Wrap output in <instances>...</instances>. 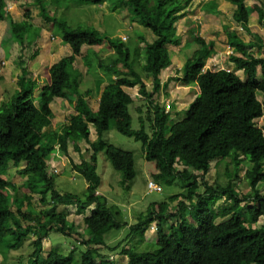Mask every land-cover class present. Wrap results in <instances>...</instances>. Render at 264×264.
Instances as JSON below:
<instances>
[{"label": "trees", "instance_id": "1", "mask_svg": "<svg viewBox=\"0 0 264 264\" xmlns=\"http://www.w3.org/2000/svg\"><path fill=\"white\" fill-rule=\"evenodd\" d=\"M20 1L39 7L52 39L58 37L69 49V54L48 68V81L43 87L28 74V66L21 58L22 74L14 96L0 106V247L4 249L0 250V255L4 264H9L11 252L32 236H35L34 241H28L31 252L19 258V264H113L103 248L119 250L118 254L128 258L126 264H264V222L256 226L264 219V193L258 189L260 184L264 185V57L254 56L252 41L245 42L230 28L225 30L233 51L228 61L243 72L244 80L234 70L206 69L207 61L216 53L215 43L206 41L197 26L192 27L186 47L194 42L198 48L184 63L181 79L176 77L175 80H182L188 87H198L199 92L185 110V117L174 121L171 111L156 97L168 89L173 79L163 83L161 74L172 65L169 46L178 47L182 43L178 23L187 14L191 0H116L114 4H122L154 36L152 42L145 40L143 46L137 44L135 59L124 41L111 39L95 26L73 27L57 11L50 14L49 6H54L50 0H32L33 4L31 0H0V22L9 21L12 38L22 50L37 46L41 28L29 19L14 22L9 18L8 3ZM78 1L101 5L108 0ZM227 1L235 7L233 21L251 32L248 0ZM254 2L251 7L264 27V0ZM31 13L29 10L25 15L32 18ZM83 47L88 49L81 56ZM97 47L99 52L105 49L103 54L111 50L108 56L115 58L109 65L99 60L96 66L94 76L104 78L96 81L99 99L93 108L90 105L93 95L88 89H81L83 73L74 63L82 57L83 68L91 66L88 55ZM34 56L32 54L30 59ZM146 79L152 81L150 92ZM136 86L145 99L146 108L145 112L143 107L137 110L139 129L132 128L130 107L136 102L127 91ZM56 99L67 100L75 114L57 130H51L54 113L50 105ZM91 127L97 135L93 142L90 141ZM112 127L141 142L146 162L154 167L151 182L156 185L187 182L184 185L188 186L186 200L190 207L183 201L173 215L170 204L180 197L174 195L167 202L149 204L137 223L129 226L132 235L136 233L145 240V232L156 223L154 241L157 248L154 251L139 252L127 246L118 249L120 246H107L103 239L107 232L121 230L128 224L122 220L120 209L116 205L108 206L105 196L99 193L102 179L97 172V154L105 152L113 170L122 175L121 184L126 190H130L136 176L133 155L102 139ZM83 140L90 144L91 155L88 160L82 158L80 163H73L72 169L86 181V195L61 193L54 183L53 176L57 173L50 170L48 161L55 147L67 154L70 143L76 147ZM226 159L235 164L238 173L240 166H245L242 180L246 181L249 192L242 193L239 184L231 183L228 178L226 187L218 186L216 181L214 186L202 182L205 192L199 194L200 182L194 173H201L204 179L212 160L218 166L226 164ZM11 166L19 176L27 177L21 189L6 178ZM238 173L236 179L240 181ZM31 195H38L45 207L64 205L76 208L79 213L92 208L91 214L83 218L87 240L74 237L76 244L86 248L80 262L74 257L76 245L67 255L51 250L44 256L43 238L52 231L71 237L75 225L67 220L66 214L37 212L31 204ZM222 196L227 198L229 205L212 210L208 198L217 197L216 203ZM243 201L246 206H242ZM187 207L195 214L192 223L181 215ZM227 217H230L227 221L217 223L219 218ZM169 220L175 224L166 230Z\"/></svg>", "mask_w": 264, "mask_h": 264}, {"label": "rangeland", "instance_id": "2", "mask_svg": "<svg viewBox=\"0 0 264 264\" xmlns=\"http://www.w3.org/2000/svg\"><path fill=\"white\" fill-rule=\"evenodd\" d=\"M192 1V0H191ZM259 1V0H258ZM33 3V1H30ZM51 4L54 5L51 8L49 6V13L53 14L57 11V14H61L68 23L73 27H78L82 25H91L95 26L97 30L105 33L111 39L121 40V37H127L128 40L125 42V45L130 48L132 52V59H135L134 49L137 47V44L146 41H151L152 36L148 29L143 27L142 23L138 18H135L129 10H127L122 4H114L116 0H108L106 3L101 5L94 4L91 2H80V1H64V0H50ZM253 3H255L252 0ZM248 9L250 12V28L252 30L251 34L245 32L246 30L240 31L243 37L247 40L252 41L254 47L251 49V52L256 57H264V27L259 23L257 13L252 9L250 1L248 2ZM23 8H17V5L12 8L13 19L15 20H32L36 24H42L43 19L39 14V7L34 4V6L22 3ZM82 5V6H81ZM214 3L208 4L204 7H208L207 10L215 12L216 17L220 18V35L218 37V47L219 54L213 56L211 59L207 61L210 63V68H221V69H229L234 70L242 79L245 80V76L242 71L237 70L234 65L228 63V54L229 44L226 42V34L225 30L229 28L228 22L232 21V16H226L216 11V8H213ZM115 7V9H114ZM196 9V8H195ZM7 10H11L7 8ZM33 10L31 13L32 18H28L26 14L27 11ZM210 12V13H211ZM231 14V13H230ZM214 17V24L217 25L218 18ZM203 22V20H202ZM45 30L40 32V38L37 40V46H30L27 49L22 50L21 47L12 41L9 37L10 30L9 28L1 35L3 39V43L0 46V106L5 101H8L10 98L14 96V92L17 88V81L22 74V70L20 69V60L26 63L28 66V74L31 75L35 80L41 78L43 76V68L46 66L52 65L54 62L60 60V58L68 55L67 48H62L55 43H60L59 40H52L51 32L46 31L47 26L45 25ZM199 28V27H198ZM42 31V30H41ZM223 31V32H222ZM215 34L217 32L214 31ZM187 35L186 40L190 39ZM192 41H190L191 43ZM249 42V41H247ZM106 46V45H105ZM6 53V58H3V51ZM107 49L108 46H106ZM171 49L170 54L173 58L174 63L178 64V60L183 62L185 58L190 57L193 52L198 48L197 45L192 42L191 47L189 46L188 51L172 50L175 48L174 46H169ZM88 47H83L81 50V56H84L87 53ZM95 51L93 53H89L88 60H90L89 65L83 68L82 57L77 58L74 63L75 67H80L83 73V85L81 87L82 90H89L93 95L90 100V105L93 108L97 106V89H96V81L103 80L102 77L94 76V71L98 66L99 60H103L105 65H109L112 59L115 56H108L111 50H106L104 54L102 53L105 49L99 52V47L94 48ZM231 49V48H230ZM32 54H35L34 59L31 60L30 57ZM179 58V59H178ZM172 61V59H171ZM206 63V65H207ZM143 64V62H142ZM214 64V65H213ZM207 67V66H206ZM87 68V69H86ZM207 69V68H206ZM176 70V68H175ZM89 71V73H88ZM102 74V73H101ZM103 76V74H102ZM181 75L179 78L181 79ZM258 79L261 78V71L258 69ZM175 83H171L168 89L159 97H156L159 103L165 105L167 110H170L173 116L174 121L181 120L185 117V110L188 108V105L194 99L198 92V87L194 86H186V84L182 80H175ZM46 83H42L45 85ZM145 84L147 90L150 92L152 89V81L151 79H146ZM194 87V88H193ZM38 90V88H37ZM34 89V93L37 91ZM132 98L135 100L134 106L130 107V112L133 115L132 128L139 129L140 125L137 120L136 115L137 110L140 107H143L145 112V99L139 93V86H136L133 89H127ZM258 99L263 101V99L258 95ZM144 101V102H143ZM7 103V102H5ZM144 104V106H143ZM50 106L54 111V119L52 121L51 128L56 127L59 128L63 124H65L74 114L75 111L73 107H71L67 100L56 99ZM136 112V113H135ZM176 113V114H174ZM258 125H262V119L258 120ZM148 122H146V130H148ZM97 139L96 131L93 127H91V136L90 141L93 142ZM103 141L108 145H113L125 152H129L133 155L134 158V168L136 176L131 182L130 190H126L122 184V175L113 170L109 160L106 157L104 151H101L97 154V172L102 179V183L99 187V193L105 196L107 199L108 206L116 205L120 211L122 212V220L128 224V226H123L121 230H111L103 235V239L105 240L107 246H120L121 247H133L135 251L145 252V251H154L157 247L155 246V241L157 237V231L148 229L145 232V236L147 239L141 240L139 235L134 233L133 235L130 233L129 226L132 224H136L140 214L146 212L149 204L151 203H164L169 200L170 197L174 195L180 196L178 200L174 201L170 204V212L174 215L178 212L180 208V203L185 201L186 206L188 205V201L186 200V196L188 195V186L185 187L184 184L187 182L175 181L173 184H167L166 182L157 183L160 187L158 191L150 190L148 188V182L153 180L152 174L155 172L152 163L146 162L143 156V149L141 142L135 141L131 137L124 136L120 134L113 127L106 133L103 134ZM79 150H76L75 148ZM74 147L71 143L68 147V153L64 154L62 150L57 146L55 147V152H53L51 158L48 161V165L50 170L57 169L58 173L55 174L54 183L56 189L61 193H72L77 194L79 196L86 195V186L87 183L80 175L75 173L72 169V164H78L82 160H88L91 155L90 144L85 140L77 143V146ZM215 160L211 161L209 173L205 176L204 179L201 178V173H194L198 176L199 188L198 193L204 194L205 187L202 182L207 183L209 186H214L215 181L217 185L220 187H226V182L228 178H230V182L233 184H239V188L242 193L249 192V188L246 185V181L242 180L245 174V166L242 164L239 169V173L237 172V168L235 164L232 165L230 159H226L225 163H221L218 166L215 165ZM247 163L251 164L249 160H246ZM181 168V167H180ZM230 172V173H229ZM229 173V174H228ZM238 173L240 181L237 180L236 175ZM228 174V176H227ZM200 177V178H199ZM7 180L16 185L19 189L23 187V184L26 182V176H19L17 174L16 169L14 167L8 168V175L6 176ZM248 182V181H247ZM236 184V185H237ZM262 185V184H260ZM258 187L261 190V193H264V185ZM32 197V206L37 212H54L68 215L67 220L72 222L75 225L73 236L67 237L64 234L58 233L56 231H52L49 233V236L43 238V254L47 256V254L51 250H56L61 252L62 254H69L72 246L76 245V250L74 253V257L76 262H80L81 254L86 250L84 246L76 244V240H74V236H80L83 240H87V234H82L83 218L91 214V208L87 210L85 214L79 213L78 210L74 207H66L64 205H47V207L41 205L40 197L38 195H31ZM208 198V197H207ZM218 199L213 198L207 200V203L210 205L211 209L214 208L218 211L222 209L224 206L227 207L229 205L228 200L225 196H222L216 203L215 200ZM252 203L249 204V206ZM242 206H246V202L243 201ZM187 209L181 213L185 218H187L188 222L192 223L195 218L194 212ZM230 217L227 218H219L217 223L227 221ZM180 218H178L179 220ZM264 222V219H260L259 223L256 226L261 225ZM27 224V223H26ZM156 225V223H153ZM175 224L174 221H167L165 224L166 230ZM85 232V231H84ZM82 236V237H81ZM85 237V238H84ZM35 236L31 237L30 241H34ZM28 240V241H29ZM82 240V239H81ZM150 240V241H148ZM26 241L20 248L13 250L9 257V264H19L18 259L22 257L28 256L31 252L30 243ZM121 244V245H118ZM2 246V244H0ZM136 246L137 248H134ZM105 249V251H104ZM0 250H4L0 247ZM103 252L107 254L108 260L113 262V264H126L128 258L126 256L120 255L119 250L109 251L107 248H103ZM98 261V260H97ZM0 264H4L3 258L0 255Z\"/></svg>", "mask_w": 264, "mask_h": 264}, {"label": "crops", "instance_id": "3", "mask_svg": "<svg viewBox=\"0 0 264 264\" xmlns=\"http://www.w3.org/2000/svg\"><path fill=\"white\" fill-rule=\"evenodd\" d=\"M250 1V4L252 5V0H248L247 2H246V5H249L248 4V2ZM254 1V0H253ZM214 3V5H213V8H216V11H218V12H220L221 14H224V15H226V16H233V12H234V5L232 4V3H230V2H228L227 0H192L191 1V3H190V8L187 10V14L185 15V17L183 18V19H181V21L178 23V33L180 34V36L182 37V43H181V45L180 46H178V47H175V48H173L172 50H174L173 51V53H175V51H179V50H184L185 52L186 51H188V49H187V47H186V44H187V40H186V38H187V35H189L188 37L190 38L191 36H192V27L193 26H197V28L199 29V33H200V35L204 38V39H206V41H213L214 43H215V51H216V53H215V55H217V54H219V47H218V44H219V42H218V37L217 36H219L220 35V28H219V25H220V18H218V17H216V14H215V12H211L210 10L211 9H209V10H207L208 9V7H206L205 9H204V7L206 6V5H208V4H211V3ZM23 3V1H20V2H18V3H12V2H10V3H8V4H11V6H12V8L14 7V6H16L17 5V8L19 9V7L20 8H23L24 6L23 5H21ZM33 4V3H32ZM27 5V4H26ZM27 6H29V5H27ZM32 6H34V5H32ZM8 8V7H7ZM12 8H11V10H7V13H8V16H9V18L10 19H12L14 22H21V20H15V19H13V17L11 16V15H13V12H12ZM196 8V9H195ZM33 10H31V12H32ZM211 12V13H210ZM231 13V14H230ZM214 17H216V18H218V20H217V25H215L214 24ZM202 20H203V22H202ZM34 23V22H33ZM34 25L35 26H37V27H39V28H41V33L43 32V30H45V24H44V22H42V24H36V23H34ZM228 26H229V28H230V30H233V31H235L236 33H237V35L238 36H240L245 42H247V41H250V40H247V39H245L244 37H243V35L240 33V29L242 28L240 25H238V24H236L234 21H233V19H232V21H230V22H228ZM249 26H250V19H249ZM251 27V26H250ZM7 28H9V30H10V24H9V21L8 20H3V21H1L0 22V46H1V44L3 43V39H2V34L6 31V29ZM47 28H48V26H47ZM250 30H251V28H250ZM46 31H50V30H48V29H46ZM214 31L215 32H217V34H215L214 33ZM51 32V31H50ZM223 32V31H222ZM242 32H243V30H242ZM245 32H247V31H245ZM251 32H252V30H251ZM251 32H248L249 34H251ZM5 34V33H4ZM226 34V33H225ZM6 35V34H5ZM51 36V35H50ZM151 36H152V39H151V41H148V42H152L153 40H154V36L151 34ZM6 38H10V39H12V41H13V38H12V33H11V30H10V33H9V37L8 36H6ZM227 39V38H226ZM52 40H54V41H56V40H59L60 41V43H55V44H57V45H59L60 47H62V48H67L62 42H61V40L57 37V38H53ZM188 40H190V39H188ZM14 42V41H13ZM226 42L228 43V40H226ZM17 44V43H16ZM2 49V48H1ZM227 49H228V54H229V51H232V49H230V47L228 48L227 47ZM169 50L171 51V49L169 48ZM2 51H3V58H6V53L4 52V50L2 49ZM66 51H68V54H69V49L67 48V50ZM214 55V56H215ZM67 56V55H66ZM171 58H172V56H171ZM61 59V58H60ZM179 59V58H178ZM186 60H187V58H185V60L183 61V62H180L179 60H178V64H176V63H174V61H173V58H172V65H171V67H169L168 69H166L165 71H163L162 72V74H161V81L163 82V83H165V82H167L169 79H171V78H173L172 79V81H169L170 83H169V86H170V84L171 83H175L176 81H175V78L176 77H179L180 75H181V70H182V68H183V65H184V63L186 62ZM55 63V62H54ZM53 63V64H54ZM228 63H229V61H228ZM52 64V65H53ZM52 65H50V66H46L45 68H43L42 70V72H43V76H41V78H39V79H37V81L39 82V86L41 87H43L44 85H42V83H47V81H48V76H47V74H48V68H50ZM210 63H207V69H211L210 68ZM214 65V64H213ZM175 68H176V70H175ZM29 69V68H28ZM180 71V73L178 74L177 72H179ZM168 86V87H169ZM163 92H165V91H163ZM198 92H199V89H198ZM197 92V93H198ZM97 94H98V91H97ZM197 95V94H196ZM97 99H99V98H97ZM61 100H64V99H61ZM6 102V101H5ZM67 103H68V101H67ZM69 104V103H68ZM70 105V104H69ZM71 106V105H70ZM52 107V106H51ZM72 107V106H71ZM53 110V109H52ZM53 113H54V111H53ZM174 114H176V113H174ZM68 122V121H67ZM66 122V123H67ZM65 123V124H66ZM50 129L51 130H57L58 128H56V127H53V128H51L50 127ZM92 209V208H91ZM87 212V211H86ZM85 212V213H86ZM85 213H83V214H85ZM89 216V215H88ZM85 217H87V216H85ZM82 234L84 235V229H83V227H82ZM75 237V236H74ZM73 237V238H74ZM82 237V236H81ZM76 238L78 239V240H80L81 241V239L82 238H80V236H76ZM85 238V237H84Z\"/></svg>", "mask_w": 264, "mask_h": 264}, {"label": "built area", "instance_id": "4", "mask_svg": "<svg viewBox=\"0 0 264 264\" xmlns=\"http://www.w3.org/2000/svg\"><path fill=\"white\" fill-rule=\"evenodd\" d=\"M241 30H243V29L241 28L240 31H241ZM121 40L124 41V42H126V41L128 40V38L122 36V37H121ZM231 53H232V51H229V54H231ZM54 173H58L57 169L54 170ZM148 188H149L150 190H156V191H158V190L160 189L155 183H153V182H151V181L148 183ZM150 229H151V230H156V225H152Z\"/></svg>", "mask_w": 264, "mask_h": 264}, {"label": "clouds", "instance_id": "5", "mask_svg": "<svg viewBox=\"0 0 264 264\" xmlns=\"http://www.w3.org/2000/svg\"><path fill=\"white\" fill-rule=\"evenodd\" d=\"M8 8H10V9L12 8L11 4H8ZM232 53H233V51H232ZM232 53H231V54H232Z\"/></svg>", "mask_w": 264, "mask_h": 264}]
</instances>
